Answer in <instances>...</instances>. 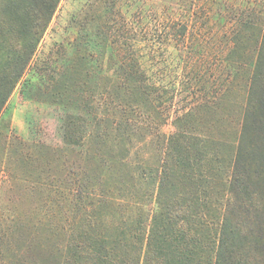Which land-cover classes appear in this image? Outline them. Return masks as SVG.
Masks as SVG:
<instances>
[{
  "label": "rangeland",
  "instance_id": "374dc122",
  "mask_svg": "<svg viewBox=\"0 0 264 264\" xmlns=\"http://www.w3.org/2000/svg\"><path fill=\"white\" fill-rule=\"evenodd\" d=\"M91 3L102 9L97 0H59L0 111V264H143L158 201L170 202L179 215L188 210L180 201H188L193 189L190 184L183 193V180L162 168L176 116L202 139L208 188L198 179L195 193L210 201V230L218 227L215 209L233 205L226 196L238 197L231 188L225 192V183L240 156V120L256 74L264 0H115L119 18L135 32L134 50L149 82L174 91L154 117L144 110L131 114L125 103L134 95L113 88L126 78L114 74L120 71L112 44L103 57L97 34L72 26V15L89 12ZM181 25L184 37L176 32ZM71 116L83 120L80 145L63 138ZM245 148L254 153V169L261 165L256 154L264 151L251 141ZM238 169L241 174V164ZM161 177L176 187H160ZM238 212L254 224L253 211ZM256 230L260 243L241 254L236 242L226 264H264V228Z\"/></svg>",
  "mask_w": 264,
  "mask_h": 264
},
{
  "label": "trees",
  "instance_id": "16d2710c",
  "mask_svg": "<svg viewBox=\"0 0 264 264\" xmlns=\"http://www.w3.org/2000/svg\"><path fill=\"white\" fill-rule=\"evenodd\" d=\"M97 2L102 5L100 11L96 9L97 4H89L90 7L95 5L89 12L81 16L72 15V26L86 33H96L103 57L110 46L109 42L112 44V51L116 49L119 60L116 64L118 63L120 71L114 74L117 78L122 76L126 78L125 81L117 79L119 84L113 88L116 87L119 94L129 91L134 95L133 102L125 103V106L130 107L131 114L140 115L144 110L147 116L152 114V117L156 116L157 108L173 100V96L169 93L174 91L149 82V77L134 50L135 32L132 30L133 32L130 33L126 28L125 20L119 18L120 12L116 10L115 0H97ZM58 3L59 0H0V37L9 36L16 39V45L6 42L5 39L0 41V47L2 46L1 48L5 50L4 53H0V111L8 95L29 66ZM176 32L184 37L187 27L181 25ZM109 37H111L110 41ZM262 38L258 60L255 64L256 74L252 79V90L249 92L247 105L242 111L240 120L241 133L238 145L242 147L241 152L239 146L237 151L241 158L240 156L233 158L236 161L232 170L234 173L232 184L231 182L229 185L225 183V192L231 188L238 197L225 195L226 204L232 205L233 203V205L231 208L222 207L219 211V208L215 209L218 227H214V231L210 230L208 215L205 213L210 208V201H206V198H199L195 193L198 179L204 182L202 186L204 190L208 188L206 186L208 178L201 170L205 156L202 139L195 135L193 129L190 130L186 125L176 123V120L181 122L182 119L176 116L174 124L178 129L167 139L166 145L169 146V150L163 159L162 168L165 167L169 173H177L178 177L183 180V187H185L183 193L190 184L193 185V189L187 192L189 193L188 201H180L182 207L186 205L188 210L185 209V212L179 215H176L170 202L158 201L159 207L154 211L150 220L143 264H226L225 254L231 253V246L236 242L241 241V254L247 252L251 244L260 243L261 237L256 227L258 231L264 228V163L262 162L264 155L257 151L256 156L260 159L261 165L258 164L254 169L251 162L255 157L254 153H245L247 149L245 147L246 143L251 141L260 151H264V31ZM80 39L83 38L80 37ZM113 57V54L112 57L110 54L109 60L112 61ZM192 79L191 76L190 80ZM117 81L112 80L114 83ZM168 106L166 105L167 111L170 108ZM82 121L81 117H69L66 123V135L63 137L65 142L74 145L83 143L86 131L82 126ZM79 122L80 125H76ZM247 155L248 160L245 158ZM240 164L241 174L238 173ZM166 185L170 190L176 187L175 182L168 181L167 183L164 177H161L160 187ZM175 197L177 198L176 194ZM220 198L223 199V194ZM240 208L255 213L254 224L249 221L250 215L243 217L241 212H238ZM256 214H258L257 217ZM238 216L241 217L240 223ZM100 249L101 246L97 244L94 250L100 251Z\"/></svg>",
  "mask_w": 264,
  "mask_h": 264
}]
</instances>
